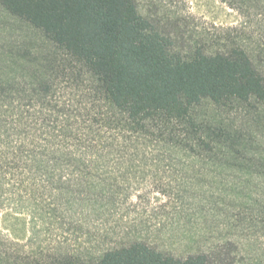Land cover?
Returning a JSON list of instances; mask_svg holds the SVG:
<instances>
[{"label":"trees","instance_id":"trees-1","mask_svg":"<svg viewBox=\"0 0 264 264\" xmlns=\"http://www.w3.org/2000/svg\"><path fill=\"white\" fill-rule=\"evenodd\" d=\"M221 1L248 17L264 5V0ZM0 4L50 43L35 61L18 65L1 88L22 87L12 129L22 139L18 149H28L30 169L56 192L45 203L79 211L106 188L92 180L90 167L148 155L223 154L235 159L232 168L257 176L264 187V40L252 43V21L222 31L215 43L185 49L142 15L135 0ZM206 102L241 118L242 126L200 119L197 110ZM68 171L79 176L75 186L86 193L62 182ZM75 264H210V259L206 253L180 258L137 241Z\"/></svg>","mask_w":264,"mask_h":264},{"label":"rangeland","instance_id":"rangeland-1","mask_svg":"<svg viewBox=\"0 0 264 264\" xmlns=\"http://www.w3.org/2000/svg\"><path fill=\"white\" fill-rule=\"evenodd\" d=\"M135 2L179 48L215 43L222 31L249 21L252 43L264 40L263 4L248 17L221 0ZM47 47L39 30L0 4V264H75L137 241L180 258L206 253L210 264H264V187L223 154L107 160L87 172L106 188L81 210L45 203L56 192L30 169L28 149H18L22 139L12 129L22 87L1 88ZM229 113L209 102L197 110L200 119L240 128L241 118ZM79 179L69 171L61 178L74 186Z\"/></svg>","mask_w":264,"mask_h":264}]
</instances>
